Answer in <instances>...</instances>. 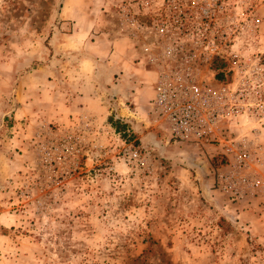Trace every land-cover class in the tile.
Wrapping results in <instances>:
<instances>
[{"label":"rangeland","instance_id":"obj_1","mask_svg":"<svg viewBox=\"0 0 264 264\" xmlns=\"http://www.w3.org/2000/svg\"><path fill=\"white\" fill-rule=\"evenodd\" d=\"M120 1L0 0V264H264V0L194 2L234 97L210 146L166 143Z\"/></svg>","mask_w":264,"mask_h":264},{"label":"built area","instance_id":"obj_2","mask_svg":"<svg viewBox=\"0 0 264 264\" xmlns=\"http://www.w3.org/2000/svg\"><path fill=\"white\" fill-rule=\"evenodd\" d=\"M194 2L121 0L118 13L133 62L152 74L149 113L167 135L166 143L210 146L219 143L220 125L232 123L234 97L216 79L217 72L226 76L228 71L212 4L202 8ZM214 61L223 67L214 70ZM246 158L237 154L239 162Z\"/></svg>","mask_w":264,"mask_h":264},{"label":"crops","instance_id":"obj_3","mask_svg":"<svg viewBox=\"0 0 264 264\" xmlns=\"http://www.w3.org/2000/svg\"><path fill=\"white\" fill-rule=\"evenodd\" d=\"M91 32V31H90ZM121 44V49H123V47H124V49H123V51H124V54L122 55V62L126 59V58H128L129 57V59H131L132 58V50H131V42L129 41V39L128 38H121V39H118V40H116V42H115V44L117 45V44ZM116 45H115V47H116ZM131 61V60H130ZM83 78H84V76H82ZM83 80V79H82ZM151 93H152V91H151ZM133 96H135L134 94H131V97H133ZM85 97H88V96H85ZM89 98V97H88ZM137 99V96L134 98V100H136ZM84 104H87L86 102L84 103ZM84 106H86V105H84ZM123 108H121L120 109V111L122 110ZM124 112V111H123ZM131 114H134L133 112H130ZM120 116V115H119Z\"/></svg>","mask_w":264,"mask_h":264},{"label":"trees","instance_id":"obj_4","mask_svg":"<svg viewBox=\"0 0 264 264\" xmlns=\"http://www.w3.org/2000/svg\"><path fill=\"white\" fill-rule=\"evenodd\" d=\"M223 67V64H221V62H219V61H214L213 62V65H212V68L214 69V70H219L220 68H222ZM216 79L218 80V81H223L224 80V76H223V73H221V72H217L216 73ZM110 120H112V119H110ZM120 120H117L116 121V123L115 124H112V126H113V128L115 129V131L116 132H121V131H123L122 129H124V125L121 127L120 126Z\"/></svg>","mask_w":264,"mask_h":264}]
</instances>
